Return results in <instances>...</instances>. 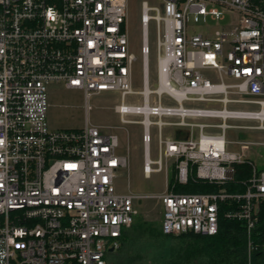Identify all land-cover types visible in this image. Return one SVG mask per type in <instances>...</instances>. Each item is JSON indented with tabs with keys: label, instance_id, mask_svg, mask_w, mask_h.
I'll list each match as a JSON object with an SVG mask.
<instances>
[{
	"label": "built area",
	"instance_id": "1",
	"mask_svg": "<svg viewBox=\"0 0 264 264\" xmlns=\"http://www.w3.org/2000/svg\"><path fill=\"white\" fill-rule=\"evenodd\" d=\"M127 2L0 0V264H107L138 215L136 201L153 198L162 207V232L173 236L215 234L219 202L227 201L224 215L242 222L249 259L264 169L245 151L264 142L228 140L225 132L264 130V0H141V90L132 85ZM51 83L82 92V127H50ZM102 92L118 95L121 123L140 124L145 178L173 165L177 183L194 176L223 185L233 180L236 164L248 162L244 191L182 193L168 189L167 181L158 194L118 192L114 179L127 156L117 152L118 135L88 115L90 97ZM136 94L141 103L129 102ZM201 102L219 107L193 105ZM169 117L177 120L166 122ZM166 126L185 127V136L163 135Z\"/></svg>",
	"mask_w": 264,
	"mask_h": 264
},
{
	"label": "rangeland",
	"instance_id": "2",
	"mask_svg": "<svg viewBox=\"0 0 264 264\" xmlns=\"http://www.w3.org/2000/svg\"><path fill=\"white\" fill-rule=\"evenodd\" d=\"M141 0H128L127 17L125 30L129 41V51L135 56L132 64V85L135 90L142 88V68H141V28L139 19V3ZM150 3H158L160 0H147ZM226 20L223 24H226ZM148 37L150 43L149 53V83L150 88L156 87L157 62H156V31L155 24L151 21L148 25ZM129 102L141 103V95L136 94L128 97ZM154 101V95H150V102ZM167 102L166 100H164ZM48 111L47 119L52 128H79L85 121L83 109V95L79 90L67 89L60 83H51L48 86ZM119 103L116 93L102 92L93 95L89 99L91 106L88 115L93 124L103 125L118 135L119 146L117 152L127 156V167L119 169L114 179V184L118 192L131 194H158L165 190L168 178L172 173V167L164 171L153 172L149 178L142 174V145L140 124H123L119 120V115L115 111V106ZM201 107H219V103H193ZM235 108H246L244 104H233ZM140 119L139 116L132 117ZM166 122L176 121V118H165ZM179 120V119H178ZM193 121L191 119H185ZM199 121V120H194ZM204 121V120H200ZM212 121V120H211ZM227 123L235 125H251L249 120H230ZM176 130V131H175ZM152 132H155L153 129ZM185 127L166 126L163 135L174 136L177 134L184 137ZM215 132V131H212ZM225 136L228 140H248L254 142H264V130H241L227 129ZM154 141L151 143V153L155 157ZM231 148L239 150V145L234 144ZM245 157L251 161L258 170L264 169V144L250 145L245 151ZM138 215L135 222L146 223L145 227L137 226L130 228L127 239L124 241L122 250L113 254L110 264L116 259L131 257L133 264H169L170 249L179 245L176 236L165 237L159 234L162 207L155 198L136 201ZM149 229V230H148ZM153 230L152 234L150 231Z\"/></svg>",
	"mask_w": 264,
	"mask_h": 264
},
{
	"label": "trees",
	"instance_id": "3",
	"mask_svg": "<svg viewBox=\"0 0 264 264\" xmlns=\"http://www.w3.org/2000/svg\"><path fill=\"white\" fill-rule=\"evenodd\" d=\"M176 137L180 138L178 134ZM250 172V164L245 162L235 165L233 180L223 185L199 180L194 176L189 177L185 184H180L175 180V169L172 165V173L168 178V189L182 193H211L222 187L226 188L229 193L243 192L244 181L250 176ZM227 208V201L219 202L218 230L215 234L201 235L187 232L177 235L176 238L179 240V245L170 249L169 264H248V262L249 264H264V251L261 248L264 243V202L260 204L257 222L251 231V240L254 248L250 252L249 259L247 235L244 226L241 221L224 215ZM135 219L128 229L123 230L121 245L118 250L109 254L107 264H110V258L115 252L122 250L130 228L146 226V223L136 224ZM150 232L154 233L153 230ZM159 234L165 237H172L164 234L161 228ZM112 264H133V260L131 257L119 258L114 260Z\"/></svg>",
	"mask_w": 264,
	"mask_h": 264
},
{
	"label": "bare ground",
	"instance_id": "4",
	"mask_svg": "<svg viewBox=\"0 0 264 264\" xmlns=\"http://www.w3.org/2000/svg\"><path fill=\"white\" fill-rule=\"evenodd\" d=\"M161 80H163V71H161Z\"/></svg>",
	"mask_w": 264,
	"mask_h": 264
},
{
	"label": "water",
	"instance_id": "5",
	"mask_svg": "<svg viewBox=\"0 0 264 264\" xmlns=\"http://www.w3.org/2000/svg\"><path fill=\"white\" fill-rule=\"evenodd\" d=\"M109 251H112V249H109Z\"/></svg>",
	"mask_w": 264,
	"mask_h": 264
},
{
	"label": "crops",
	"instance_id": "6",
	"mask_svg": "<svg viewBox=\"0 0 264 264\" xmlns=\"http://www.w3.org/2000/svg\"><path fill=\"white\" fill-rule=\"evenodd\" d=\"M128 229V228H127Z\"/></svg>",
	"mask_w": 264,
	"mask_h": 264
}]
</instances>
